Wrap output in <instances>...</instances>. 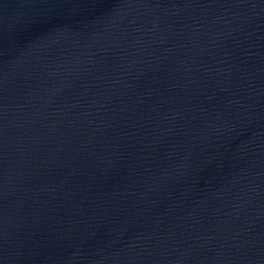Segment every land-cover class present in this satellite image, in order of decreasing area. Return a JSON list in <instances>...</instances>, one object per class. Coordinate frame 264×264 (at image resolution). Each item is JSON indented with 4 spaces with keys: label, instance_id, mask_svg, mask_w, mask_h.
<instances>
[{
    "label": "water",
    "instance_id": "obj_1",
    "mask_svg": "<svg viewBox=\"0 0 264 264\" xmlns=\"http://www.w3.org/2000/svg\"><path fill=\"white\" fill-rule=\"evenodd\" d=\"M0 264H264V0H0Z\"/></svg>",
    "mask_w": 264,
    "mask_h": 264
}]
</instances>
